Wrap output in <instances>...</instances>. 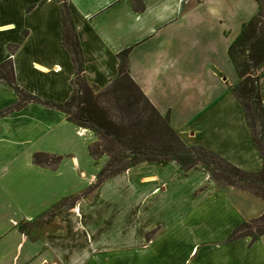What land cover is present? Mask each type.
<instances>
[{
    "label": "crops",
    "instance_id": "crops-1",
    "mask_svg": "<svg viewBox=\"0 0 264 264\" xmlns=\"http://www.w3.org/2000/svg\"><path fill=\"white\" fill-rule=\"evenodd\" d=\"M66 5L88 84L109 86L119 75V56L129 51L130 77L169 116L186 145L209 149L246 171L262 168L243 108L231 92L240 80L228 55L259 11L255 0H66ZM62 17L58 0H0V264H164L159 256L167 251L150 252L160 238L145 237L140 215L170 194L173 239L186 249H173L174 264L179 256L185 257L182 264H264V237L229 240L242 223L262 216L254 207L261 198L218 187L203 168L184 174L174 161L142 163L87 198V187L48 185L46 178L86 171L92 184L100 171L88 168L102 158L108 162L107 156L98 161L90 156L95 135L62 112L33 102L17 109L21 100L14 87L58 104L73 94L76 71L63 46ZM259 75L264 95V65ZM69 129L79 141L72 149ZM38 153L64 160L56 170L47 169L34 163ZM124 177L133 178L134 187H105ZM71 193L78 200L70 207ZM121 204H127L126 212ZM86 218L97 226L94 232ZM108 221L116 223L115 237L107 236ZM149 221L162 223L159 216Z\"/></svg>",
    "mask_w": 264,
    "mask_h": 264
},
{
    "label": "trees",
    "instance_id": "trees-1",
    "mask_svg": "<svg viewBox=\"0 0 264 264\" xmlns=\"http://www.w3.org/2000/svg\"><path fill=\"white\" fill-rule=\"evenodd\" d=\"M62 3L63 46L71 53L76 71L70 99L58 104L43 101L14 87L25 103H38L65 114L73 125L89 130L97 141L89 147L95 161L103 156L108 163L99 173L95 186L99 187L142 163L174 161L188 174L203 168L220 187H233L253 193L264 202V95L259 69L264 65V0H255L258 13L243 26L228 50L229 60L239 76V84L231 92L241 104L253 143L259 151L263 166L259 172L243 170L204 147H189L171 125L169 116H162L143 94L129 74V51L120 57L119 75L109 86L99 89L88 84L84 75V57L66 0ZM5 68L6 65H3ZM13 74L12 67L8 71ZM112 109H117L112 113ZM52 155L35 154L34 163L41 166ZM56 162L61 157H54ZM264 237V214L242 223L230 241Z\"/></svg>",
    "mask_w": 264,
    "mask_h": 264
},
{
    "label": "rangeland",
    "instance_id": "rangeland-1",
    "mask_svg": "<svg viewBox=\"0 0 264 264\" xmlns=\"http://www.w3.org/2000/svg\"><path fill=\"white\" fill-rule=\"evenodd\" d=\"M233 73H235L234 70H233ZM237 80H238V77H237ZM116 110L117 109H112L111 112L115 113ZM246 124H247V122H246ZM67 131H68V136H69V139H70L69 146L71 147L69 149H72L73 146L74 147L78 146L79 141L75 138V135L72 134V130L71 129H69ZM87 131H89V130H87ZM95 137H96L95 141L92 144H94L97 141V136L95 135ZM251 139H252V137H251ZM54 157H59V156L53 155V157L49 159L47 164L41 162V164H42L41 167H44V168H47V169H51V170H56L58 168L59 164L64 160V157L60 156L62 158L60 162H56ZM105 161H106V158L105 159L102 158L101 160L98 161V163H96L95 167L93 166V168H91V169L88 168V170H92V171H96L97 170L96 171L97 173L99 171L101 172L104 169V167L107 165V163H108V162L105 163ZM260 170L252 171V172H259ZM99 173H98V175H99ZM168 176H171V175H168ZM56 177H52L50 179L46 178V179L50 180V182L48 181V185H52V187H62V186L63 187H70V189H72V187H87L86 188L87 191L85 192V197L86 198L88 196L90 197L95 192V190L98 188L97 186H95L97 177H96L95 181L92 184L90 183L91 171H86V175L85 176H83V175L79 176V172H78V177H77V174H74L73 172H71V173L64 172L61 175L56 176ZM132 179L133 178H131V177H124V178L119 179L117 182H113L112 185H107L105 187H109L110 189H114V190H116L115 187H134L132 182H134L135 180H132ZM170 180H171L170 183H172V185H173V178H171ZM41 182H43V180H41ZM33 187H37V186L34 185ZM39 187H41L40 183H39ZM73 194L74 193H71L70 196H67V199L69 198L67 205H69L70 207L76 202V200H78V198H76L77 196L73 195ZM171 198H172V195L170 194L168 200H171ZM168 200L165 201V200H163L161 198L158 201L157 200L153 201V203L149 204V205H152L150 209H147L149 211L145 210L144 213H141L140 217H142V220H146V228H144V230H148V231L146 232L145 237L149 238V239H155V238L159 239L160 238V240H159V242L161 243L160 246L157 249H151L150 252L153 253V254H156L157 250L159 248H162L163 250L167 251V253H166L165 256H159L160 260L164 264L165 263L174 264L173 263V249H176L177 251L184 250V246L180 244V239H177V240L173 239V199L171 201H168ZM259 203L260 204H256L255 203L254 207H256V210L258 212H261V215H263L264 214V203H263V200L260 199ZM127 204L119 205V210L123 211V212H126V209H127L126 205ZM56 211L53 213V215H55L57 213ZM50 216H52V215H50ZM149 216H151L153 218L159 216L160 217V221H162L161 225H153L152 226L151 224H153V223H152V221H149ZM119 218H121V217H119ZM48 220H50V219H48ZM98 221H99V218H98ZM97 224L99 225V223H97ZM107 224H109V229L111 231L110 233L107 234V236L115 237L116 234L114 233V231L116 232V228H117L116 227V223L114 222V225H113V223L111 224L108 221ZM85 225H86V228H88L89 230H91L93 232L97 228V226L95 227V224H94V227H93L92 221L89 220V219H87ZM117 225H119V224L117 223ZM180 225H182V223ZM96 232H98V231L96 230ZM117 234H118V232H117ZM119 240L124 241L122 239H119ZM197 242H199L200 244L202 243L201 240H198ZM202 248L203 247H201V249ZM169 251L171 252L170 255H169ZM184 251H186V249ZM184 259H185L184 256H179L177 261H176V264L184 263V261H183Z\"/></svg>",
    "mask_w": 264,
    "mask_h": 264
}]
</instances>
